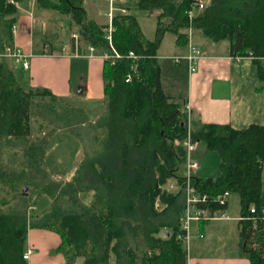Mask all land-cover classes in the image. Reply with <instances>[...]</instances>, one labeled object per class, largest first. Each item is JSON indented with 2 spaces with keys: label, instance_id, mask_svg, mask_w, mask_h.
I'll return each instance as SVG.
<instances>
[{
  "label": "trees",
  "instance_id": "16d2710c",
  "mask_svg": "<svg viewBox=\"0 0 264 264\" xmlns=\"http://www.w3.org/2000/svg\"><path fill=\"white\" fill-rule=\"evenodd\" d=\"M12 1L0 0L1 48L13 45L18 3L25 0ZM37 3L69 16L84 42L108 47L107 24L88 17L84 0ZM138 8L157 12L155 38L145 37L136 16L115 13V48L140 59L129 82L131 59L104 61L106 111L95 122L51 90L24 85L8 61L0 62V264H28L24 254L33 228L58 234L64 264H187L183 191L167 188L171 180L183 181L187 113L182 100L163 90L158 49L166 33L187 46L188 30L212 42L229 41L231 55L252 57L263 81L264 0H140ZM59 132L81 144L67 180L55 178L46 162ZM191 137L220 158L218 177H194L197 191L208 196L206 207L228 208L215 198L238 194L241 213L250 216L239 222L243 252L250 264H264V126L191 123ZM89 193L87 204L81 195ZM40 196L51 200L43 216L30 212Z\"/></svg>",
  "mask_w": 264,
  "mask_h": 264
},
{
  "label": "crops",
  "instance_id": "0c3cea01",
  "mask_svg": "<svg viewBox=\"0 0 264 264\" xmlns=\"http://www.w3.org/2000/svg\"><path fill=\"white\" fill-rule=\"evenodd\" d=\"M96 2L104 3V0ZM93 4L96 5L95 2ZM94 5L92 9H89L91 16L88 17L95 21L103 19L101 24H107L104 16L100 15L101 8H95ZM44 9L46 8H40L37 0H27L23 5H18L13 45L27 54L29 61L28 69H24L20 64L22 71L28 72V79L23 78L22 82L26 86L51 90L71 106L85 110L91 121L95 122L106 111L102 78L104 61L97 56H90L87 50L90 43L84 42L82 38L80 47L75 48L72 36L77 33L71 35L69 46L64 42L60 46H55L50 41L43 43L40 38L47 37L45 19L47 12ZM102 9L105 10V8ZM151 14L156 16L157 12ZM187 32L190 34L187 46H178L174 35L173 53H163L161 45L158 49L161 83L165 94L182 100L184 105L188 106L191 123L222 124L235 129H243L251 124L264 126V80H260L258 67L253 58L233 57L229 41L212 42L199 32L192 30ZM191 45L197 46L202 54L194 72L189 70L187 62L175 63L172 60L174 56L187 54ZM54 49L58 51L55 56L52 54ZM103 50L97 48L96 52L101 53ZM1 61H8L16 71L11 59H0ZM262 61L264 63V59ZM182 63H185V70L188 73L186 89L183 88V79L178 74L182 69ZM83 64L84 72L80 67ZM79 74L83 77L80 89L77 88L78 83L76 87L73 84L75 77ZM229 209L228 202L227 210ZM236 217L238 216L227 220L193 223L191 230L193 228L194 230L191 231L190 244L187 248V264H250L243 252L240 225ZM233 221L236 222L233 224ZM35 229L42 231L39 232L42 239L47 236L54 238L51 253L55 250L54 248L58 250L60 243L58 234L52 230L30 229L26 251L30 252L27 259L28 264H40L39 255L36 256L32 248L35 245L38 246L41 239L31 236L29 241V234ZM199 234L203 237L200 238ZM193 240L195 241L194 246L191 245ZM64 263L62 255L58 264Z\"/></svg>",
  "mask_w": 264,
  "mask_h": 264
},
{
  "label": "rangeland",
  "instance_id": "374dc122",
  "mask_svg": "<svg viewBox=\"0 0 264 264\" xmlns=\"http://www.w3.org/2000/svg\"><path fill=\"white\" fill-rule=\"evenodd\" d=\"M97 0H86L84 3V7L87 10L88 16H91V10L93 7V3L95 2V8H101L100 15L104 16V18L108 21L106 14L109 11L108 2L104 0V3H97ZM140 0H119L115 7H124L128 10V13L136 16L141 24L143 29L144 35L147 39H154L156 33V26H157V18L155 15H152L150 12L146 10H142L138 8V3ZM204 3L208 2L209 0H200ZM27 0L23 1L22 3H18L19 6L23 5ZM41 8V6H40ZM43 8V7H42ZM102 8H105L102 9ZM47 12L46 15V22H47V37L40 38V40L44 42L50 41L55 46H60L63 42L69 46L71 41V35L73 33H77L81 36V29L79 25L73 23V21L64 15H59L57 12L44 9ZM96 13V12H95ZM18 15V14H17ZM91 18V17H90ZM97 19V18H96ZM103 19H97L98 23H101ZM105 22V21H103ZM108 23V22H107ZM174 34L167 33L165 38L162 40L161 50L163 53L171 54L173 53V37ZM56 49V48H55ZM54 49V50H55ZM51 51V50H49ZM56 52L54 51L52 54L55 56ZM60 55V54H59ZM58 56V55H57ZM168 62H172L168 60ZM80 63V62H79ZM84 63V61H83ZM197 64V63H196ZM14 68L16 69L19 78H27L28 79V72H23L21 69V65L19 63L13 64ZM83 72L85 71V66L80 65ZM182 69L179 71V76L183 79V88L186 89L188 83V73L185 70L186 65L182 63ZM183 70V71H182ZM80 72V69H78ZM83 77L82 74H79L74 79V87L80 89L82 86ZM75 88V89H77ZM74 91V90H73ZM87 144V143H86ZM81 144L78 140L72 136H69L63 132H59L54 136L49 148H48V155L46 158L48 170L53 174L55 178H60L67 180L69 179L72 174L74 173L75 167L79 162L82 150ZM193 159L197 161L199 165V169L195 172V176L199 178H216L220 175L221 171L219 168L220 158L218 153L214 151H208L205 145L202 142L197 143L196 150L193 152ZM180 175L184 176L185 174V167L179 171ZM28 191V190H27ZM29 192V191H28ZM83 202L89 204L92 200V193L81 195ZM227 200L230 205V209L227 210V214L230 217L240 216L241 213V203L240 197L236 193H228ZM35 208L30 209L31 214H36L38 216H43L47 214L51 207V200L47 196H40L35 198L34 200ZM233 221L232 223L234 224ZM194 228L192 229V231ZM38 229L33 230L29 234V241L32 238L40 237V241L38 242V246L35 245L32 249L34 254L39 255L40 264H58L59 259L62 256V253L54 248L55 250L53 253L50 252L52 244L54 243V238L51 236H47V238L42 239ZM208 238H206L207 240ZM225 241V240H223ZM194 240L191 241V245L194 246ZM190 244V243H189ZM31 248V246H30ZM187 248V247H186ZM81 259H78L76 264H81Z\"/></svg>",
  "mask_w": 264,
  "mask_h": 264
},
{
  "label": "built area",
  "instance_id": "2783aa9c",
  "mask_svg": "<svg viewBox=\"0 0 264 264\" xmlns=\"http://www.w3.org/2000/svg\"><path fill=\"white\" fill-rule=\"evenodd\" d=\"M119 0H107L109 11L106 14L108 18L107 26L104 28V38L108 44V47L104 49L101 53H97V48L92 44L87 46V50L90 56H97L103 61H109L111 64H114L117 60L123 59H131L132 63L130 65V72L126 75L125 81L129 82L132 79L133 72L136 71L137 64L136 62L140 59V56L137 55L133 51H129L128 53H121L118 51L113 44V35L116 31V27L113 24V18L116 12H120L122 14H127L128 10L124 7H115ZM10 2H13L10 0ZM203 3H199V8H203ZM13 27V32H14ZM74 40L75 48H79L81 45V37L78 34H73L72 36ZM28 55L24 54L20 48L15 45H6L3 48L0 47V59H11L14 63H19L23 66L24 69H28L29 61L27 59ZM202 57L201 50L195 46L191 45L189 48V52L184 56H174L172 60L175 63H180L181 61L187 62L189 66V70L194 72L196 70V63ZM185 110L187 113V121H188V134L185 140L183 141V146L186 149V161L184 164L185 174L183 176L182 184L177 181V179L171 180L167 188L171 192H178L180 190L183 191L184 196V208L182 213V229L185 231V235L183 236V240L185 246L188 248L190 243V238L192 234V224L200 223V222H209L214 220H227L231 219V217L227 214V208L219 209L216 211L211 210L206 207L208 202V196L205 194H201L197 191V188L194 186V177L195 172L199 169V165L196 160L193 159V152L196 150L197 143L192 140L191 137V121L189 119V108L185 106ZM228 193L220 194L214 200V202H218L221 206H225L228 204L227 200ZM251 213H255L254 207L250 208ZM239 222L247 221L250 219L249 215H243L235 218ZM167 236V231L161 233V237L165 238ZM200 238L203 237L202 234L198 235ZM186 248V249H187ZM30 252H26L24 254V259L29 258Z\"/></svg>",
  "mask_w": 264,
  "mask_h": 264
},
{
  "label": "water",
  "instance_id": "95a60500",
  "mask_svg": "<svg viewBox=\"0 0 264 264\" xmlns=\"http://www.w3.org/2000/svg\"><path fill=\"white\" fill-rule=\"evenodd\" d=\"M24 192H25V194L27 193V188L26 187L24 188Z\"/></svg>",
  "mask_w": 264,
  "mask_h": 264
}]
</instances>
